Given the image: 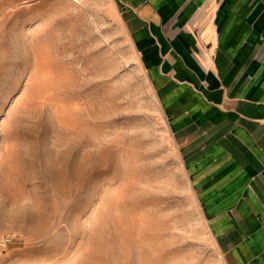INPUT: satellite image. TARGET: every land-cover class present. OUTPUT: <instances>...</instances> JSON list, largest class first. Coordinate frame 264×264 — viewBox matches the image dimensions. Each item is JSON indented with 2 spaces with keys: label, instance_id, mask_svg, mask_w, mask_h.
Instances as JSON below:
<instances>
[{
  "label": "rangeland",
  "instance_id": "obj_1",
  "mask_svg": "<svg viewBox=\"0 0 264 264\" xmlns=\"http://www.w3.org/2000/svg\"><path fill=\"white\" fill-rule=\"evenodd\" d=\"M78 259L227 264L114 0H0V264Z\"/></svg>",
  "mask_w": 264,
  "mask_h": 264
},
{
  "label": "crops",
  "instance_id": "obj_2",
  "mask_svg": "<svg viewBox=\"0 0 264 264\" xmlns=\"http://www.w3.org/2000/svg\"><path fill=\"white\" fill-rule=\"evenodd\" d=\"M227 264H264V0H114Z\"/></svg>",
  "mask_w": 264,
  "mask_h": 264
},
{
  "label": "bare ground",
  "instance_id": "obj_3",
  "mask_svg": "<svg viewBox=\"0 0 264 264\" xmlns=\"http://www.w3.org/2000/svg\"><path fill=\"white\" fill-rule=\"evenodd\" d=\"M93 138H94V137H93ZM92 140H93V139H92ZM73 264H95V263L90 262V261H86V260H80V259H78V260L74 261Z\"/></svg>",
  "mask_w": 264,
  "mask_h": 264
}]
</instances>
